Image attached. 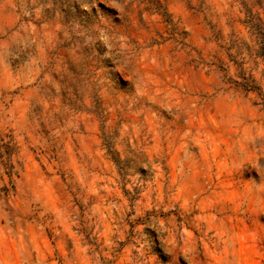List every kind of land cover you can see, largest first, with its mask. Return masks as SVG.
<instances>
[{
  "label": "clouds",
  "instance_id": "obj_1",
  "mask_svg": "<svg viewBox=\"0 0 264 264\" xmlns=\"http://www.w3.org/2000/svg\"><path fill=\"white\" fill-rule=\"evenodd\" d=\"M99 3L0 0V67L17 61L70 97L49 143L83 204L77 235L101 237L88 264H210L202 240L239 264L242 238L264 241V45L230 12L197 22L174 0ZM0 123L20 133L7 111ZM93 177L104 197L90 205Z\"/></svg>",
  "mask_w": 264,
  "mask_h": 264
},
{
  "label": "rangeland",
  "instance_id": "obj_2",
  "mask_svg": "<svg viewBox=\"0 0 264 264\" xmlns=\"http://www.w3.org/2000/svg\"><path fill=\"white\" fill-rule=\"evenodd\" d=\"M174 3L176 12L196 8L197 22L205 8L215 9L214 15L221 18L230 12L236 30L244 36L248 35L244 28L247 21L264 20V0H174ZM98 6H105L103 0ZM238 7L243 10V16H237ZM248 32L256 39L249 25ZM216 59L223 67V55ZM69 101L67 93H56L54 77L30 79L27 69L17 61H13L9 70L0 67V119L7 111L21 125L18 134L16 127L0 123V169H3L0 175V201H3L0 204V264H88L87 254L101 239L92 236L83 226L77 235L69 213L75 210L82 216L83 204L66 187L65 170L57 163L55 145L49 143L50 129L63 124ZM80 119L85 121L86 117L81 115ZM84 128L87 129L86 124ZM77 146L86 145L78 143ZM63 149L68 156L72 155V145L67 140ZM71 171L75 178V163ZM95 183L93 177L85 193L90 205L104 197L94 190ZM200 252L201 261L222 264L206 241L200 242ZM237 253L239 264H264V241L256 242L254 234L249 233L248 241L241 239Z\"/></svg>",
  "mask_w": 264,
  "mask_h": 264
},
{
  "label": "trees",
  "instance_id": "obj_3",
  "mask_svg": "<svg viewBox=\"0 0 264 264\" xmlns=\"http://www.w3.org/2000/svg\"><path fill=\"white\" fill-rule=\"evenodd\" d=\"M252 31L256 36V40L264 45V20L257 19V22L247 21Z\"/></svg>",
  "mask_w": 264,
  "mask_h": 264
}]
</instances>
